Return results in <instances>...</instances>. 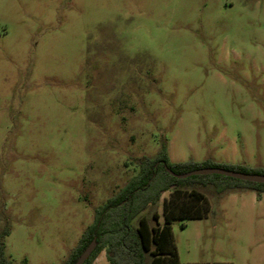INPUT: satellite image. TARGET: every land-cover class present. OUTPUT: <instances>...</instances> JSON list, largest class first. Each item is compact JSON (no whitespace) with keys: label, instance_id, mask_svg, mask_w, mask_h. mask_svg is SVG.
Segmentation results:
<instances>
[{"label":"rangeland","instance_id":"1","mask_svg":"<svg viewBox=\"0 0 264 264\" xmlns=\"http://www.w3.org/2000/svg\"><path fill=\"white\" fill-rule=\"evenodd\" d=\"M163 144L172 163L264 168V0H0L10 261L64 264ZM192 188L211 212L172 222L180 263L264 264V193ZM169 193L132 226L162 224Z\"/></svg>","mask_w":264,"mask_h":264},{"label":"trees","instance_id":"2","mask_svg":"<svg viewBox=\"0 0 264 264\" xmlns=\"http://www.w3.org/2000/svg\"><path fill=\"white\" fill-rule=\"evenodd\" d=\"M206 167L264 175V168L250 169L244 165H218L209 161L172 163L163 144L154 160H140L137 174L94 211L92 223L84 230L64 264H75L93 239L96 240V247L83 264H93L101 252L105 253L108 264H182L174 241L172 222L204 219L211 212L206 196L193 188L188 189L191 185L213 186L217 193L242 189L253 190L258 197L264 193V183L221 175H195L178 179L169 173L182 175ZM168 191V198L163 200L162 224L159 223V214L154 212V225L151 226L143 216L136 227L132 226V221L140 213L149 206L155 207L161 195ZM8 234L7 227L0 233V264H14L4 254V237Z\"/></svg>","mask_w":264,"mask_h":264},{"label":"water","instance_id":"3","mask_svg":"<svg viewBox=\"0 0 264 264\" xmlns=\"http://www.w3.org/2000/svg\"><path fill=\"white\" fill-rule=\"evenodd\" d=\"M169 173L178 178V179H185L190 176L195 175H221L225 177L234 178L237 180L247 181V182H253V183H264V175L259 174H246L236 171H229L220 167H206L197 169L182 175H176L173 172L169 171ZM96 247V240L93 239L90 244L87 246V248L82 252L80 257L77 259L75 264H83L91 255V253L94 251Z\"/></svg>","mask_w":264,"mask_h":264}]
</instances>
